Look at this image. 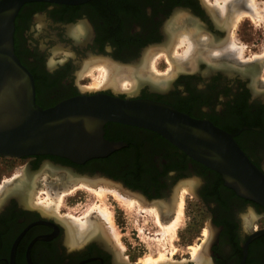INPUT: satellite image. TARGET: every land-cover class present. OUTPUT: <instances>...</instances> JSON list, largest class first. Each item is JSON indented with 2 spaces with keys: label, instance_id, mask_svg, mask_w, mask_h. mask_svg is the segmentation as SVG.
Instances as JSON below:
<instances>
[{
  "label": "flooded vegetation",
  "instance_id": "1",
  "mask_svg": "<svg viewBox=\"0 0 264 264\" xmlns=\"http://www.w3.org/2000/svg\"><path fill=\"white\" fill-rule=\"evenodd\" d=\"M221 19L203 0L30 1L20 7L14 18V52L32 74L35 102L47 108L79 93L69 64H74L76 58L71 52L74 46L84 49L86 56L75 62L81 68L76 71L77 77L83 73L82 63L86 60V67L101 62L125 72L139 65L144 57L147 61L149 50L167 45L169 52L171 43L166 44V39L170 36L172 42L174 35L184 29L191 30L194 37L202 32L208 35L209 42L199 45L225 44L222 36L228 26ZM37 23L38 36L49 38L46 48L51 44L54 50L70 51L73 55L50 63L51 66L46 63V53L27 35ZM57 29L69 41L57 36ZM158 37L163 41L155 45ZM225 55L223 59L212 58L209 63L196 57V66L179 65L181 68L174 75L156 77L159 84L154 85L142 71L140 81L148 83L137 89L134 86L131 97L164 102L195 119L212 122L232 134L264 173V91H256L250 83L256 74L252 68L258 66L256 62L241 60L233 64L232 56ZM201 64L210 72H183L198 70ZM175 76L177 80L172 83ZM100 92L129 95L115 94L110 87ZM103 130L105 139L121 142L106 156L75 163L67 157L40 154L29 156L27 163L32 167L45 161V170L60 176L64 185L73 182L67 181L68 173L75 181L85 178L115 182L123 191L156 205L167 217L172 213L175 196L172 193L161 198L163 191L171 187L174 192L184 185L209 217L203 242L206 244L200 246L202 256L196 263L264 264V233L247 241L253 232L264 229V207L239 195L220 172L193 159L157 132L117 122L106 123ZM17 195L9 194L0 204V264H129L107 247L103 235H87L80 240L76 234L71 237L66 216L49 212L33 200L24 202ZM3 199L4 195L0 200Z\"/></svg>",
  "mask_w": 264,
  "mask_h": 264
},
{
  "label": "water",
  "instance_id": "2",
  "mask_svg": "<svg viewBox=\"0 0 264 264\" xmlns=\"http://www.w3.org/2000/svg\"><path fill=\"white\" fill-rule=\"evenodd\" d=\"M37 0H0V156L51 154L83 163L106 156L121 142L104 138V125L117 122L157 132L177 148L220 172L239 195L264 207V173L247 157L233 135L208 120L147 98L99 91L78 94L42 108L35 102L32 74L14 52V18ZM74 3L83 0H44ZM256 63L263 61L257 60ZM264 233L253 232L251 238ZM247 245V242H246Z\"/></svg>",
  "mask_w": 264,
  "mask_h": 264
},
{
  "label": "rangeland",
  "instance_id": "3",
  "mask_svg": "<svg viewBox=\"0 0 264 264\" xmlns=\"http://www.w3.org/2000/svg\"><path fill=\"white\" fill-rule=\"evenodd\" d=\"M203 2L210 7H215L216 3L217 4L218 2L222 3V0H203ZM252 2H254V9H255L254 16L255 17H252L251 19L249 16L243 15V16H240L239 19L235 23L232 24L233 18H232V13H230L229 15L230 18L228 19L230 21V24L228 26V30L222 36V39H224V42H227L226 44L228 46L232 45L234 46V48L236 47V49L239 48V52L238 53L236 52L235 54L233 53V56L231 57L234 60L232 61L233 64H236V62H238L237 60H241L243 62L244 61L255 62L259 58H262V55H264L262 54L264 53V0H253ZM247 7L248 6L246 4V9ZM38 24L39 23H37L36 27H32L31 30H28L27 35L30 39L33 40V42H35L39 46V48L44 52V54L46 53V58H45L46 63H48L51 66L57 61L64 60L66 56L73 55L71 52H74V54H76V58L73 60L74 64L73 62L69 63L70 65H72L71 71H73L72 73L73 83L77 85L78 87H83L85 89L90 88V86L94 88L93 83L95 86L96 85L98 86V84L94 82L95 81L94 79H97L100 77L99 84H100V79L101 80L103 79L101 78V76H99L97 69H99L98 67H100L101 69V66L103 69V67L106 64L105 63L101 64L100 62L99 64H92L91 66L86 67L83 65L86 61H88L86 60L85 62L82 63L83 73H81L77 77L76 71H78L80 67L75 62L79 61V59L82 60L86 58V56L84 55L85 50L82 49L81 47L74 46L71 52L70 51H58L50 47L51 44L47 45L48 48H46L45 44L49 38L47 37L45 38L44 36L43 37L38 36V32L40 31V27ZM53 27L56 28V26H53ZM56 34L62 40L69 41L67 37L63 38V31L61 29H57ZM185 35H187L188 37H191L190 31H188V29L181 30L180 32L174 35V38L172 39L171 46L169 48L170 50L168 53L165 52L161 48L162 46H158L159 48H156L151 51L149 50V52L146 54L148 56L146 66L142 68L141 72L145 71L147 76H151L154 78L156 77L167 78V77L174 75V73L180 69L179 67L181 66L177 67V65L174 64L175 62L182 63L184 66L185 65L190 66V64L192 63V60H191L192 58L190 59V56L191 55L194 56L195 51L193 49L190 52V54L186 56V58L183 57V54L187 51V48L189 45L188 40L186 39V37H184ZM158 38H159V42L158 44H155V45H159L163 41V38L162 39L161 37H158ZM206 38H208V35H206L205 32H202L198 34L196 37H193V39L198 41L197 42L198 45L200 41L201 43L209 42V41H206L207 40ZM198 49L201 52L199 53L201 57H197V58H202V61L204 63L205 62L209 63L210 62L209 60L211 59L210 58L211 53H213V51L215 50H218V49H213V50L207 49L205 48V45H199ZM127 56H129V54L125 55L126 58H128ZM139 57H141V55ZM188 58L190 61L188 60ZM169 59L172 62H169L170 61ZM173 61L175 62L173 63ZM50 63H53V64H50ZM257 66L258 67L255 68V70L254 68H252L253 69L252 71H255L256 74L252 76V78L255 81L253 82L252 80L250 83H253V87L255 88V90L256 91L258 90L260 92V91H264V63L263 62L257 63ZM173 67L175 69H173ZM205 67H206L205 64H201L198 70H195V71L186 70L183 72H186V73L195 72L197 73V75H198V72H201L202 74H207L210 71H207ZM96 75L97 77H95ZM120 77H118L120 79H118L119 85L117 86V88L114 89L109 86L110 89L114 91L115 94H126L128 92H132L134 88L133 82L129 78H127L126 75L121 74ZM175 80H177V77L173 80L172 83H174ZM96 82L98 83L97 80ZM105 88H108V87H105ZM102 89L103 88H99L95 91L100 92ZM88 90H91V89H88ZM70 91L73 92L74 88H71ZM95 91H87V92L92 93ZM134 93H137V91ZM263 96H264V92H263ZM28 158L29 156H24L20 158L0 156V190H2L1 188L4 187V184L11 183L14 180L23 176L24 174L27 175L26 171H29V173L32 172L31 174H29L30 183L28 182L29 185H35L34 186L35 190L33 189L32 191L30 188L29 194L32 195L31 200H33L36 203H39L40 205L42 204L41 207H43V205L47 206L50 203V205L48 206L53 208V209L51 208L52 209L51 211L61 216H66L67 218H64V219H66L67 221H69L70 218H81L82 219L84 218L85 213H87L88 210H91L89 211L90 212L89 216H92L91 218H97L98 219V220L96 219L97 222H100V223L102 222L103 227H105L104 230H105L106 237H107L106 244L108 245L106 246L109 249L111 248L114 251V253L118 254V256L121 257L124 261H128L129 264H165L166 262H167L166 264H178V263L179 264H195L196 263V261L192 258V252H194V250L196 249L199 250L202 244L204 245L206 244L203 242L205 240V236L207 235V231L209 229L207 228L209 217H208V213L203 211L202 208L198 206L199 202H197L196 200L197 197L190 190H188L186 186L179 185L178 186L179 188L177 190H174V192L171 191L172 190L171 187H170V190L168 189V190L163 191L164 194L161 198H167V196L172 195V193H174V196H175V200H174L175 204H174L172 213L170 216L167 217L164 214H162L160 209L153 203H150V202L147 203L142 200L143 201L142 203L144 205H141V206H143L144 208L142 209V207H138L140 211H137L136 209L137 207L130 208L131 206L129 207L128 203L125 204L122 201L118 200L110 192H107L105 194V196L103 197V202H99L98 198L94 197L95 195L94 192H91L85 187L79 186L81 185V183L88 185V182L83 181V179H78L77 181L73 180L72 182L70 181V178H68V175H69L68 173L66 178L70 182L69 184L64 185L63 183H60L59 181L60 176L50 175L45 170V168L48 166L47 163H44L45 161L38 162L37 164H34L31 167L27 163ZM97 183L95 185L94 184L91 185V187L97 188L98 186H103L102 183H99V182ZM109 183L113 184V186L110 184L111 185L110 188L113 187L118 190L119 185L117 183L115 182H109ZM177 183H175L172 188H174L177 185ZM119 189L122 190L123 188L119 187ZM54 195H58L56 198L57 202H54L55 204L52 203L53 200L50 197ZM1 196L2 195L0 191V197ZM181 199H182V202H181ZM95 202L97 204H103L101 205L102 207L103 206L106 207V213L108 214L109 212V218L107 215L104 219L103 217L99 216L97 211L96 212L94 211L95 208L94 206L91 207V205H93ZM150 206L153 208L155 207V208L154 209L150 208ZM135 209L138 213H136ZM142 210L158 211V215L161 220V223H158L153 218V215L151 213L152 211L143 212ZM145 213H148V214H145ZM97 214H98V217H95V215ZM174 218L175 219L178 218L179 222L175 221ZM169 222L171 223L177 222L175 223L176 224L175 229L172 230V232L174 231L173 232L174 235L172 234L171 230H169L168 228L169 226H167ZM157 224H159L160 227L157 226ZM162 224H165L166 226ZM162 229L164 231L168 229V232L166 231L167 233L166 235ZM169 233H171V235ZM167 235H169L170 238H168L169 236ZM161 236L163 239L167 241L169 239V242L167 243V241L165 240L164 241L161 239L159 240L158 238H161ZM155 239H158L157 240L158 244ZM159 241L166 242V243L163 244L160 242L161 244H159ZM159 245L160 246L164 245V246H161V248H163L162 250H166L164 257L160 256L161 248ZM162 253H164V251ZM159 256L163 259L158 258ZM149 257H151V259L153 258L152 261L156 259H158L159 261L158 262L154 261V263H152V261H149L150 260Z\"/></svg>",
  "mask_w": 264,
  "mask_h": 264
},
{
  "label": "bare ground",
  "instance_id": "4",
  "mask_svg": "<svg viewBox=\"0 0 264 264\" xmlns=\"http://www.w3.org/2000/svg\"><path fill=\"white\" fill-rule=\"evenodd\" d=\"M253 0H222V3H220V2H218V4L216 3V5H215V7H213L214 8V10L217 12V14H219V17L220 18H222L221 20H223V21H225V24L227 25V26H229V24H230V21L228 20L230 17H229V15H230V13H232V18H233V21H232V24L233 23H235L238 19H239V17L240 16H243V15H246V16H249L251 19H252V17H255L254 16V2H252ZM220 3V4H219ZM246 4H247V9H246ZM246 10V11H245ZM258 17V16H257ZM232 20V19H231ZM225 25V26H226ZM191 31V30H190ZM192 33V32H191ZM207 35V34H206ZM167 36V35H166ZM168 37V36H167ZM184 37H186V39L188 40V42H189V45H188V48H187V51L183 54V57H185L186 58V56L187 55H189L190 54V52L194 49V56H190V59L192 60V65L193 64H195V66H196V63H193V60H194V58H195V56L196 57H201L200 55H199V53H201L200 51H199V49H198V47H199V45L197 44V42L198 41H196L195 39H191V37H194L193 35L191 36V37H188L187 35H185ZM171 38H170V36L168 37V40L166 39V44H170L171 43V41H169ZM191 39V40H190ZM207 39V38H206ZM203 41V40H202ZM200 43H201V41H200ZM225 44L227 43V42H224ZM207 44H209V43H207ZM225 44H221V45H217V46H209V45H205V48H207V49H218V50H215V51H213V53H211V59L212 58H215V59H217V58H219L220 59V57H222V59H223V57L224 56H226L225 54H227V55H229V56H233V53L235 54L236 52L238 53L239 52V48L238 49H236V47L234 48V46H232V45H225ZM171 45V44H170ZM202 45V44H201ZM166 47H168L167 45L164 47V51L165 52H168L167 51V49H166ZM223 47H225V48H223ZM222 48H223V50H222ZM221 49V50H220ZM192 52V53H193ZM170 54V53H169ZM262 54H264V53H262ZM146 56V55H145ZM168 58V57H167ZM197 58H195V60H196ZM209 59V58H208ZM218 59V60H219ZM170 60V59H169ZM168 60V61H169ZM188 60H189V58H188ZM258 60H261V61H263V63H264V55H262V58H259ZM91 61V60H90ZM190 61V60H189ZM216 61V60H215ZM220 61V60H219ZM257 61V60H256ZM146 57H144L143 58V60L139 63V65H137L136 67H132V68H128V69H126L125 70V72L124 71H122V69H118V67H116L115 65H112V66H110V65H108V64H106L104 67H103V69H102V66H101V69H100V67H98L99 69H97V71H98V74H99V76H101V78L103 79V80H101L100 79V84H99V78H97V79H94L95 81V83L96 84H98V86L96 85H94V83H93V87L94 88H92L91 86H90V88H88V89H91V90H88V89H85V88H83V87H79L80 89H82L83 91H95V90H97V89H99V88H105V87H111V88H117V86L119 85V81H118V79H120L121 77V74L123 75H125L126 74V77L127 78H129L132 82H133V86H135L136 85V89L141 85V84H144V83H148V82H146V81H140V80H142L143 79V72H141V70H142V68H144L145 66H146ZM169 62H172L171 60L169 61ZM175 61H173V63H174ZM185 62V61H184ZM195 62H197V61H195ZM187 63V62H186ZM198 63V62H197ZM171 64V63H170ZM174 64H176L177 65V67H179V63L177 62H175ZM83 65H86V63L85 64H83ZM175 65V66H176ZM183 65V64H182ZM220 65V64H219ZM96 67V66H95ZM185 67V66H184ZM92 68V67H91ZM179 68H181V67H179ZM173 69H175L174 67H173ZM90 74V73H89ZM95 77H97V75L95 76ZM118 77H120V78H118ZM145 79H147V80H149L150 82H152L153 83V85L154 84H159V82H157L156 80H157V78H154V77H148L147 76V78H145ZM96 80L98 81V83L96 82ZM102 81V82H101ZM140 81V82H139ZM138 83V84H137ZM152 85V86H153ZM135 88V87H134ZM135 89V90H136ZM133 92H128V94H132ZM27 167V166H26ZM68 170H70V169H68ZM26 173H27V175L26 174H24L23 176H21L20 178H18V179H16V180H14L13 182H11V183H8V184H4V187L3 188H1L2 190H0L1 191V195L3 196L4 195V199L3 200H0V204H2V202H4L5 201V198L9 195V194H14L15 195V193H18V195L17 196H19L18 198H20L21 200H23L24 202H27V203H29L30 201H32L31 200V194H29L30 193V188H31V190L33 191V189L35 188L34 186L35 185H29L28 184V180H29V171H26ZM27 178H28V180H27ZM68 178H70V180L72 179V180H74V178H73V176H72V174H69L68 175ZM83 178V177H82ZM26 179V180H25ZM67 179V178H66ZM81 179V178H80ZM83 179H85V178H83ZM68 180V179H67ZM94 180V179H93ZM91 180V181H88V180H83V181H85V182H88V185H90V186H88V185H86V184H84V183H81V185H79L80 187H85V188H87L88 190H90L91 192H94V197H97L98 198V200H99V202H103V197L105 196V194L107 193V192H110L111 194H113L114 195V197H116L118 200H120V201H122L123 203H125V204H127L128 203V205H129V207L130 208H136L137 209V211H140L139 209H138V207H142V209L144 208L143 206H141V205H144L142 202V200L139 198V197H137V196H135V195H131V194H129V193H127L126 191H123V190H120L119 189V187H118V190H120V191H118L117 189H115V188H110V186L112 185L113 186V184H111V183H109V181H105V180ZM31 181V180H30ZM77 181V180H76ZM83 181H81V182H83ZM97 182H99V183H102L103 184V186H98L97 188H95V187H91V185H95ZM30 183V182H29ZM90 183V184H89ZM98 184V183H97ZM111 184V185H110ZM67 185V184H66ZM100 185V184H99ZM56 188V187H55ZM20 194V195H19ZM47 194V193H46ZM50 194V193H49ZM48 194V195H49ZM57 196L58 195H54V196H50L51 197V199L53 200H51L52 201V203H54V202H57L56 201V198H57ZM60 197V196H59ZM182 197V196H181ZM1 198V197H0ZM48 198V197H47ZM46 199V198H45ZM50 200V199H49ZM46 202V201H45ZM181 202H182V199H181ZM48 203V202H47ZM51 203V204H52ZM55 204V203H54ZM42 205V204H41ZM47 205V204H46ZM48 205H50V203L48 204ZM44 206L43 205V207L44 208H46L49 212L53 209L52 207H49V206ZM101 205H103V204H97L96 202L93 204V205H91V207H93L94 206V208H95V212L97 211V213L99 214V216H101V217H103L104 219H105V217L108 215V218H109V212H108V214L106 213V207H102ZM105 205V204H104ZM181 205V204H180ZM55 207V206H54ZM90 207V208H91ZM128 207V206H127ZM181 207V206H180ZM52 208V209H51ZM150 208H153V207H151L150 206ZM155 208V207H154ZM153 208V209H154ZM136 209H135V211H136ZM147 209V208H146ZM133 210V209H132ZM145 210V209H144ZM144 210H142L143 212H148L149 210H146V211H144ZM89 211H91V210H88L87 211V213H85V215H84V218H70L69 219V221H68V223L66 222V228H67V233L69 234V236H71V235H73V234H76L77 235V238L80 240L81 238H84L85 236H87V235H89V236H92V235H103V237H105V239H107V237H106V233H105V230H104V228L105 227H103V225H102V222L100 223V222H97V218H91L92 216H89L90 215V212ZM136 211V213H138ZM152 211V212H151ZM149 212H151L152 213V215H153V218L158 222V223H161V220H160V218H159V215H158V211H154V210H150ZM98 214L97 215H95V217H98ZM145 214H148V213H145ZM150 214V213H149ZM137 215V214H136ZM151 215V214H150ZM161 215V214H160ZM180 218V217H179ZM97 219V220H96ZM107 220V219H106ZM174 220L175 221H178V218L177 219H175L174 218ZM99 221H100V219H99ZM108 221V220H107ZM179 222V221H178ZM175 223H177V222H173V223H171V222H169V224H167V226H169L168 228H169V230H171V232H172V230H174L175 229V226H176V224ZM162 225H165V224H162ZM157 226H159V224H157ZM166 226V225H165ZM160 227V226H159ZM162 228V227H161ZM165 228V227H164ZM163 230V229H162ZM167 232H168V229L166 230ZM166 231H164L163 230V232H165V235L167 234L166 233ZM174 232V231H173ZM173 232H172V234H173ZM170 235H171V233H169ZM164 235V234H163ZM174 235V234H173ZM167 236H169V235H167ZM72 237V236H71ZM168 238H170V236L168 237ZM159 240L161 239V240H165V239H163L162 238V236H161V238H158ZM158 239H155L156 240V242H157V240ZM172 240V239H171ZM76 241V240H75ZM165 241H167V240H165ZM155 242V243H156ZM161 241H159V244H161V243H163V244H165L166 242H161ZM169 242V239H168V241H167V243ZM171 243V242H170ZM157 244H158V242H157ZM172 245V244H171ZM160 246V245H159ZM161 246H164V245H161ZM161 246H160V248H161ZM195 248V247H194ZM198 248V247H197ZM163 248H161V250H160V256L161 257H164L165 255V251L166 250H162ZM158 250V249H157ZM164 251V253H162ZM202 251V250H201ZM157 252V251H156ZM158 257V258H161V257ZM201 256H202V254L201 253H199V250H194V252H192V258L197 262V260H199V259H201ZM150 258V260L149 261H152V259H151V257H149ZM148 259V258H147ZM161 259H163V258H161ZM160 259V260H161ZM154 261H159L158 259H156V260H154ZM154 261H152V263H154ZM164 261V260H163ZM148 262V261H147ZM161 262V261H160ZM145 263V262H144ZM150 263V262H149ZM167 263V262H166ZM165 263V264H166ZM198 264V263H197Z\"/></svg>",
  "mask_w": 264,
  "mask_h": 264
}]
</instances>
